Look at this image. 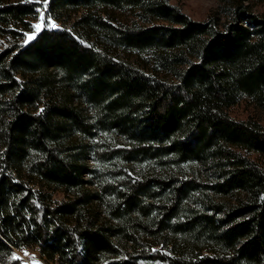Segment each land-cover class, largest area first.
<instances>
[{
    "label": "trees",
    "instance_id": "trees-1",
    "mask_svg": "<svg viewBox=\"0 0 264 264\" xmlns=\"http://www.w3.org/2000/svg\"><path fill=\"white\" fill-rule=\"evenodd\" d=\"M250 1L220 22L170 0H48L61 25L20 44L42 2L0 0V264L29 248L53 264H264V123L232 115L264 113ZM85 140L114 165L103 193Z\"/></svg>",
    "mask_w": 264,
    "mask_h": 264
},
{
    "label": "rangeland",
    "instance_id": "rangeland-1",
    "mask_svg": "<svg viewBox=\"0 0 264 264\" xmlns=\"http://www.w3.org/2000/svg\"><path fill=\"white\" fill-rule=\"evenodd\" d=\"M39 2H42V6L39 7L40 13L37 18V20L33 23L32 30L30 32H26L23 34V38L20 42V44H25L30 42L32 39L36 37V35L44 28H51L49 27L50 24L55 23L56 25L60 26L61 24L55 21L54 19L48 17V15L45 12V3L44 0H38ZM233 0H170V2L176 6H178L182 12L190 16L193 20L197 21H206L210 16H217L220 22H224L227 19V13L225 12V8L232 2ZM252 13L259 14L264 16V3H256L254 1H250V9ZM41 16H43V21L41 20ZM40 24L41 28L39 31L36 30L34 27L35 25ZM29 37H32V39H29ZM11 40L9 39H0V51L6 48L11 44ZM232 115L235 116L238 119H247L248 117H255L259 120H261L264 123V113L260 110H257L254 108L252 104L249 102H242L238 106H236L233 111ZM100 136L103 139H107L110 142H114L113 139H111L110 135L100 134ZM99 136V137H100ZM87 144H89L88 147V154H87V162L90 166H92L95 171L94 173L87 177L90 181L89 183V189L93 191H99L103 193L101 190V181H99V176L103 174L104 170L103 168H114V165H107L104 164L101 160L97 158V155L94 151V145L95 141H89L85 140ZM117 144L121 143L120 141H115ZM198 170H200V173L204 180L209 179V171L205 166L198 165L195 166ZM137 170L140 169L139 166L136 167ZM113 175L108 178L113 180ZM115 180V179H114ZM55 198L58 200H62L66 198V196L62 192H57L55 194ZM17 255L21 259V264H53L49 261H47L45 258H43L40 254V252L37 249H23L18 250Z\"/></svg>",
    "mask_w": 264,
    "mask_h": 264
},
{
    "label": "snow or ice",
    "instance_id": "snow-or-ice-1",
    "mask_svg": "<svg viewBox=\"0 0 264 264\" xmlns=\"http://www.w3.org/2000/svg\"><path fill=\"white\" fill-rule=\"evenodd\" d=\"M44 3H45V6H46L47 3H48V0H44ZM41 20L43 21V16H41ZM34 27L36 28L37 31H39L40 28H41V25L40 24H37ZM49 27H51V28H57L58 25H56L55 23H52V24L49 25ZM29 39H32V37H29Z\"/></svg>",
    "mask_w": 264,
    "mask_h": 264
}]
</instances>
